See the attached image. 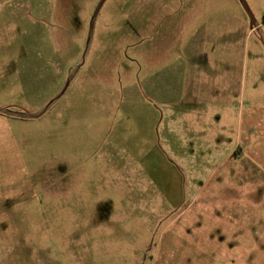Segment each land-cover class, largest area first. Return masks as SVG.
<instances>
[{
    "label": "rangeland",
    "instance_id": "1",
    "mask_svg": "<svg viewBox=\"0 0 264 264\" xmlns=\"http://www.w3.org/2000/svg\"><path fill=\"white\" fill-rule=\"evenodd\" d=\"M244 1L0 0V264H264Z\"/></svg>",
    "mask_w": 264,
    "mask_h": 264
},
{
    "label": "water",
    "instance_id": "2",
    "mask_svg": "<svg viewBox=\"0 0 264 264\" xmlns=\"http://www.w3.org/2000/svg\"><path fill=\"white\" fill-rule=\"evenodd\" d=\"M243 6L246 8V10H248V12L250 13V16H251V19H252V27L254 28L256 26V22H255V19H254V16L253 14L251 13L247 3L243 0Z\"/></svg>",
    "mask_w": 264,
    "mask_h": 264
},
{
    "label": "crops",
    "instance_id": "3",
    "mask_svg": "<svg viewBox=\"0 0 264 264\" xmlns=\"http://www.w3.org/2000/svg\"><path fill=\"white\" fill-rule=\"evenodd\" d=\"M240 150H241V154L245 152V150L242 147H240Z\"/></svg>",
    "mask_w": 264,
    "mask_h": 264
},
{
    "label": "flooded vegetation",
    "instance_id": "4",
    "mask_svg": "<svg viewBox=\"0 0 264 264\" xmlns=\"http://www.w3.org/2000/svg\"><path fill=\"white\" fill-rule=\"evenodd\" d=\"M255 27H256V26H255ZM255 27H254V28H255Z\"/></svg>",
    "mask_w": 264,
    "mask_h": 264
}]
</instances>
